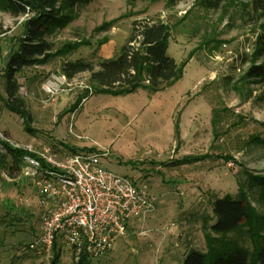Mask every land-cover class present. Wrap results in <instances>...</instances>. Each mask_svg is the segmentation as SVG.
<instances>
[{"label":"rangeland","instance_id":"374dc122","mask_svg":"<svg viewBox=\"0 0 264 264\" xmlns=\"http://www.w3.org/2000/svg\"><path fill=\"white\" fill-rule=\"evenodd\" d=\"M251 1L91 0L61 7V21L44 34L51 44L46 60L15 74L23 117L5 106L3 69L31 14L0 11V131L7 144H44L61 154L94 149L105 154L103 166L145 186L149 195L151 211L92 264H182L190 248L252 251L248 226L228 233L210 228L213 200L239 190L252 209L256 237L264 235V81L247 76L252 64L264 63V55H255L264 18ZM133 20L169 26L166 54L185 62L176 82L113 96L93 93L82 72L55 96L43 94L41 81L61 72L64 62L95 63L102 58L99 46L110 41L118 54ZM10 164L0 149V264H51L53 252L46 257L29 246L41 207L17 172L8 175ZM58 250L56 264H74L70 247Z\"/></svg>","mask_w":264,"mask_h":264},{"label":"trees","instance_id":"16d2710c","mask_svg":"<svg viewBox=\"0 0 264 264\" xmlns=\"http://www.w3.org/2000/svg\"><path fill=\"white\" fill-rule=\"evenodd\" d=\"M91 0H0V11L11 16L31 14L23 23L22 39L10 49L8 59L3 69L5 75L4 92L5 106L21 117L26 116L24 100L18 93L19 85L15 74L22 68L42 63L48 57L51 44L44 38V34L52 25L61 21L59 18L61 7L70 8L86 5ZM254 12L264 18V0H252ZM169 26L160 21L133 20L131 30L120 52L110 58H100L97 62L91 59L79 58L64 62L61 72L68 78L78 73L88 72V83L93 93L111 94L113 96L127 94L137 88H145L150 92L162 90L182 75L185 62L176 63L166 54ZM255 55H264V22L256 37ZM42 57V58H41ZM41 58V59H40ZM248 77L264 81V63L252 64ZM85 90L78 96L74 106L75 111L80 102L87 96ZM6 153L11 157L8 175L13 177L18 173L21 156L25 150L5 144ZM71 153L77 152L70 150ZM79 151L94 152V149ZM184 161H188L184 160ZM212 216L214 222L210 225L212 231L228 233L237 230L241 225L248 226L252 236V251L243 246L232 245L222 250L201 251L190 248L187 250L182 264H264V235L257 236L252 227L253 212L244 193L239 190L236 196L225 194L215 198L212 202ZM51 264H56L59 253L54 250ZM74 264H92V260L84 253Z\"/></svg>","mask_w":264,"mask_h":264},{"label":"built area","instance_id":"2783aa9c","mask_svg":"<svg viewBox=\"0 0 264 264\" xmlns=\"http://www.w3.org/2000/svg\"><path fill=\"white\" fill-rule=\"evenodd\" d=\"M67 77L50 72L41 81L44 95L65 89ZM9 139L0 131V149ZM18 146V145H17ZM17 177L32 187L41 207L39 231L29 246L49 257L59 246L71 248L73 260L84 253L98 259L110 251L134 220L151 211L145 186L102 165L105 154H61L48 145H24Z\"/></svg>","mask_w":264,"mask_h":264},{"label":"crops","instance_id":"0c3cea01","mask_svg":"<svg viewBox=\"0 0 264 264\" xmlns=\"http://www.w3.org/2000/svg\"><path fill=\"white\" fill-rule=\"evenodd\" d=\"M116 49L115 41H110L106 44H102L98 48V55L102 58H110L113 56V53Z\"/></svg>","mask_w":264,"mask_h":264}]
</instances>
